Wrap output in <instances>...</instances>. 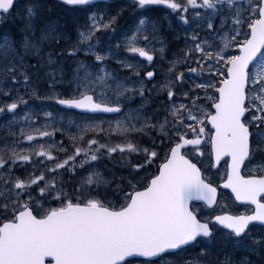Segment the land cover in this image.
<instances>
[{"label":"snow or ice","instance_id":"6c2138e0","mask_svg":"<svg viewBox=\"0 0 264 264\" xmlns=\"http://www.w3.org/2000/svg\"><path fill=\"white\" fill-rule=\"evenodd\" d=\"M5 25L0 264L264 261V0H0ZM218 187L254 207L210 215Z\"/></svg>","mask_w":264,"mask_h":264},{"label":"rangeland","instance_id":"374dc122","mask_svg":"<svg viewBox=\"0 0 264 264\" xmlns=\"http://www.w3.org/2000/svg\"><path fill=\"white\" fill-rule=\"evenodd\" d=\"M157 13H158L157 15L162 14V10L158 11ZM122 23H123V21H122ZM10 27L13 28L11 25H5L3 28H0V37H2L5 33H7L10 30ZM12 32H14V31H12ZM181 35H183V33H181ZM167 39L169 41V45H168V51L165 53L166 59L164 61H160L159 59H157L156 68L154 69L157 73H160V72L166 70L167 66H168L167 65V60L172 59L173 58V53H176L178 51V49L184 47V40L183 39L177 40L171 34H167ZM157 47H159V45H157ZM121 54L122 55L127 54L129 56L132 55L130 53H125V50L123 48H121ZM81 58H83L82 55H81ZM136 59L142 60L143 58L136 57ZM32 62L34 63L35 61H32ZM144 63H147V62L145 61ZM111 67L114 68V69H118L119 68V66L116 65L114 62L111 64ZM149 70H153V69L150 68ZM126 74H127V72H126ZM160 79H162V77L158 75L157 76V80H160ZM149 87H151V85H149ZM45 88H46V86H41V91H44ZM162 100H164V96L163 95H161L157 99L156 103L152 107H150L148 109V111H152L154 108L161 107V103L160 102ZM30 103H32L33 106L37 107V108H39V106H40V102L39 101H35V102L30 101ZM139 103H140V98L137 97L136 100L133 102V107L138 105ZM68 112H69V114H74V112H70V111H68ZM9 118H10V116H9ZM73 118L74 119L76 118L75 115H73ZM23 126H24L23 124H18V125H16L13 128V131L17 132V135H18L19 134V128L23 127ZM7 132H8V129L6 127V118L0 117V138H3L4 133H7ZM56 138L60 139L59 134L57 135ZM207 156H208V153L206 151L205 152V164L208 163ZM115 171H116V173L120 172L116 168H115ZM223 171H224V165H221L220 168H219V173L217 172V170L214 171L213 168H212L209 172H206V175L211 177V180H212L213 184H217L218 185V184L222 183V181L219 179V176L223 175ZM236 208L237 207L234 204V201H233L231 195L228 192L223 191L222 195L220 196V200H219V204H218L217 209L213 210V211L206 210V212L209 213L210 215H215V214L219 213L220 211L224 210L225 212H229V213H233L234 214Z\"/></svg>","mask_w":264,"mask_h":264},{"label":"bare ground","instance_id":"6f19581e","mask_svg":"<svg viewBox=\"0 0 264 264\" xmlns=\"http://www.w3.org/2000/svg\"><path fill=\"white\" fill-rule=\"evenodd\" d=\"M10 30L11 31H15V29L14 28H11V27H10ZM122 74H126V71H124ZM6 136H7V133H4L3 138L6 137ZM222 193L223 192L218 189V200H220V196L222 195ZM233 201H234V204L237 207L236 210H235V212H234V214H238V213H241V212H245L246 210H248V208H250V206H244V205H241V204L236 203V201L234 199H233ZM225 213H227V214H233V213L225 212L223 210V211H220L219 213H217L215 215L225 214Z\"/></svg>","mask_w":264,"mask_h":264},{"label":"trees","instance_id":"16d2710c","mask_svg":"<svg viewBox=\"0 0 264 264\" xmlns=\"http://www.w3.org/2000/svg\"><path fill=\"white\" fill-rule=\"evenodd\" d=\"M108 167L109 168H113V164H108ZM115 168L118 169L121 172V168L119 167V165H116ZM120 172H117V174L119 175ZM244 255H247V253L239 252V253H237V258H240L241 256H244ZM248 258L253 261V264H264V261L261 260L260 256L251 255Z\"/></svg>","mask_w":264,"mask_h":264},{"label":"water","instance_id":"95a60500","mask_svg":"<svg viewBox=\"0 0 264 264\" xmlns=\"http://www.w3.org/2000/svg\"><path fill=\"white\" fill-rule=\"evenodd\" d=\"M73 111H76V112H77L78 110H73ZM109 115H114V114H109ZM215 169H216V168H215ZM220 188H221V187H220ZM221 189H223V188H221ZM224 190L228 191V192L230 193V195H231L230 190H228V189H224ZM231 196H232V195H231ZM233 199H234V197H233ZM196 203H200V202H196ZM236 203L240 204V202H236ZM215 206H216V205H215ZM215 206H214V207H215ZM214 207H213V208H214ZM253 207H254V206H253ZM213 208H212V209H213Z\"/></svg>","mask_w":264,"mask_h":264}]
</instances>
